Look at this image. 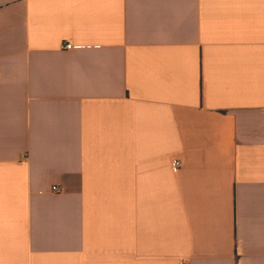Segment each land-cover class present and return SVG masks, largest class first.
Masks as SVG:
<instances>
[{
  "label": "crops",
  "instance_id": "0c3cea01",
  "mask_svg": "<svg viewBox=\"0 0 264 264\" xmlns=\"http://www.w3.org/2000/svg\"><path fill=\"white\" fill-rule=\"evenodd\" d=\"M0 264H264V0H0Z\"/></svg>",
  "mask_w": 264,
  "mask_h": 264
},
{
  "label": "built area",
  "instance_id": "2783aa9c",
  "mask_svg": "<svg viewBox=\"0 0 264 264\" xmlns=\"http://www.w3.org/2000/svg\"><path fill=\"white\" fill-rule=\"evenodd\" d=\"M72 47H73V45L70 42L65 44V48L66 49H71ZM175 164H176V166L180 165L179 162H176ZM52 191L55 192V193H60L61 189L59 187H57V186H53L52 187Z\"/></svg>",
  "mask_w": 264,
  "mask_h": 264
}]
</instances>
